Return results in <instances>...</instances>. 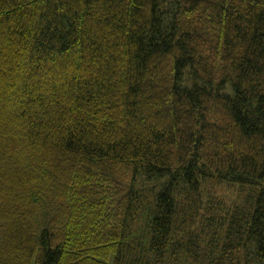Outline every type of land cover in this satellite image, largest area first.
Returning a JSON list of instances; mask_svg holds the SVG:
<instances>
[{"label":"trees","instance_id":"trees-1","mask_svg":"<svg viewBox=\"0 0 264 264\" xmlns=\"http://www.w3.org/2000/svg\"><path fill=\"white\" fill-rule=\"evenodd\" d=\"M0 264H264V0H0Z\"/></svg>","mask_w":264,"mask_h":264}]
</instances>
